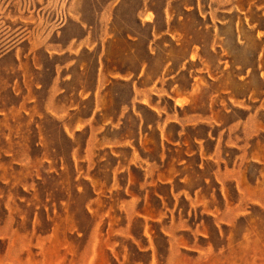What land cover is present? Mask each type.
<instances>
[{
  "label": "rangeland",
  "instance_id": "374dc122",
  "mask_svg": "<svg viewBox=\"0 0 264 264\" xmlns=\"http://www.w3.org/2000/svg\"><path fill=\"white\" fill-rule=\"evenodd\" d=\"M0 264H264V0H0Z\"/></svg>",
  "mask_w": 264,
  "mask_h": 264
},
{
  "label": "crops",
  "instance_id": "0c3cea01",
  "mask_svg": "<svg viewBox=\"0 0 264 264\" xmlns=\"http://www.w3.org/2000/svg\"><path fill=\"white\" fill-rule=\"evenodd\" d=\"M197 2H196V7H197ZM190 7H192V6H185V9H188V8H190ZM199 7V6H198ZM146 9V8H145ZM172 14L171 13H167V17H170ZM155 14L153 13V14H150V11L149 10H145L144 12H143V19H145V20H147V21H154L155 20Z\"/></svg>",
  "mask_w": 264,
  "mask_h": 264
}]
</instances>
